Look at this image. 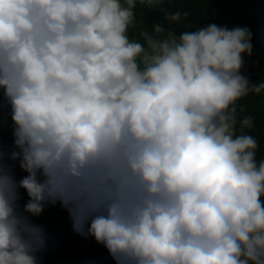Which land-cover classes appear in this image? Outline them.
Listing matches in <instances>:
<instances>
[{
    "label": "clouds",
    "instance_id": "1",
    "mask_svg": "<svg viewBox=\"0 0 264 264\" xmlns=\"http://www.w3.org/2000/svg\"><path fill=\"white\" fill-rule=\"evenodd\" d=\"M136 5L0 0L8 155L26 173L0 152V264H41L30 217L57 202L115 264H264V158L252 117L237 127L236 102L264 91L241 72L252 32L156 24L141 42Z\"/></svg>",
    "mask_w": 264,
    "mask_h": 264
},
{
    "label": "trees",
    "instance_id": "2",
    "mask_svg": "<svg viewBox=\"0 0 264 264\" xmlns=\"http://www.w3.org/2000/svg\"><path fill=\"white\" fill-rule=\"evenodd\" d=\"M181 12L179 21H169L166 14ZM136 18L129 28V36L143 42L142 32H154L160 24L165 32L171 30L179 34L205 26L209 22L217 25H246L252 32L251 55H244L242 74L250 81L264 79V0H158L149 6L137 0ZM186 13V15H185ZM237 127L244 116L252 117V127L245 132L253 135L258 142L257 160L264 158V91L249 93L237 102ZM12 120L10 105L0 88V152L3 161L12 165L17 179L26 175L18 161L9 158L13 149ZM21 207L28 199L24 189H20ZM35 223L43 225L48 235L46 247L37 252L41 264H115L104 245L91 236L76 233L71 225L69 214L57 202L47 204L39 216L30 217Z\"/></svg>",
    "mask_w": 264,
    "mask_h": 264
}]
</instances>
